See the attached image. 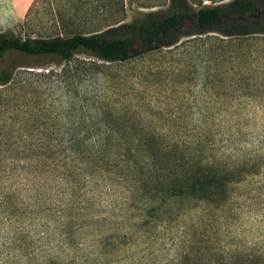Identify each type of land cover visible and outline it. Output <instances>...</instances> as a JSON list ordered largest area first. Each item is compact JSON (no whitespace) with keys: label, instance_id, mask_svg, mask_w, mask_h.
I'll use <instances>...</instances> for the list:
<instances>
[{"label":"rangeland","instance_id":"1","mask_svg":"<svg viewBox=\"0 0 264 264\" xmlns=\"http://www.w3.org/2000/svg\"><path fill=\"white\" fill-rule=\"evenodd\" d=\"M229 1L178 6L190 12ZM31 2L0 0L1 35L51 31L39 16L21 27ZM53 2L74 7L68 31L136 23L170 7ZM255 4L264 9V0ZM105 65L84 53L67 64L0 59V69L13 71L0 86V264H264V35L187 36ZM96 140L132 144L136 163L135 144L152 141L157 158L141 175L70 147ZM197 168L236 171L239 180L217 205L156 208L167 187Z\"/></svg>","mask_w":264,"mask_h":264},{"label":"trees","instance_id":"2","mask_svg":"<svg viewBox=\"0 0 264 264\" xmlns=\"http://www.w3.org/2000/svg\"><path fill=\"white\" fill-rule=\"evenodd\" d=\"M53 1L32 0L21 23V27L29 28L35 17H43L47 19L51 31L25 38L0 34V59L17 54L32 59L55 57L67 64L72 62L76 54L84 53L101 64H125L146 54L171 47L182 37L210 32L223 37L264 35V9L260 10L255 0H230L224 4L190 12L181 11L178 0H170L167 11L146 13L136 23L117 22L104 27L74 31H68V24L65 23L66 15L73 12L74 7L67 3L59 5ZM61 74H63L62 70L54 72L56 77H60ZM12 76V69L1 68L0 86L8 84ZM132 146V144L111 143L106 140L70 144L75 150L78 147L95 156L113 157L121 170L140 172L143 175L141 171L145 168L149 169L155 163L156 145L152 141L135 144L141 152L140 163L133 160L136 154L132 152ZM112 149L115 151L112 152ZM131 157L132 161H130ZM156 180L154 177V183ZM238 180L236 171L214 169L206 172L197 168L196 171L167 187L162 194V200L158 199L156 208H161L160 206L166 205V202H177L178 211L193 202L217 205L227 197V185ZM154 196L155 192L153 198Z\"/></svg>","mask_w":264,"mask_h":264},{"label":"built area","instance_id":"3","mask_svg":"<svg viewBox=\"0 0 264 264\" xmlns=\"http://www.w3.org/2000/svg\"><path fill=\"white\" fill-rule=\"evenodd\" d=\"M208 2L207 1H204L203 4H207Z\"/></svg>","mask_w":264,"mask_h":264}]
</instances>
